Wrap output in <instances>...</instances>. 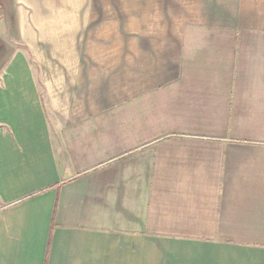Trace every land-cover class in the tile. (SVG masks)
<instances>
[{
  "label": "crops",
  "instance_id": "0c3cea01",
  "mask_svg": "<svg viewBox=\"0 0 264 264\" xmlns=\"http://www.w3.org/2000/svg\"><path fill=\"white\" fill-rule=\"evenodd\" d=\"M12 7L0 264H264V0Z\"/></svg>",
  "mask_w": 264,
  "mask_h": 264
},
{
  "label": "rangeland",
  "instance_id": "374dc122",
  "mask_svg": "<svg viewBox=\"0 0 264 264\" xmlns=\"http://www.w3.org/2000/svg\"><path fill=\"white\" fill-rule=\"evenodd\" d=\"M13 2H15V0H0V6L2 4V8L0 7V69L1 66L6 63L9 55L18 43L16 41L17 29L14 24L15 21L13 20V17L17 15L15 11H13ZM24 6L26 7V4ZM29 58V60L34 63L31 56Z\"/></svg>",
  "mask_w": 264,
  "mask_h": 264
}]
</instances>
